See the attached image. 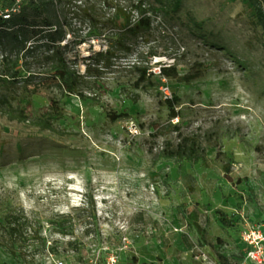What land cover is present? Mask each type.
Here are the masks:
<instances>
[{"label":"rangeland","instance_id":"1","mask_svg":"<svg viewBox=\"0 0 264 264\" xmlns=\"http://www.w3.org/2000/svg\"><path fill=\"white\" fill-rule=\"evenodd\" d=\"M121 1L143 4L155 30L92 73L86 98L0 89L29 117L0 112V264H241L244 233L264 231V30L242 0ZM103 2L84 0L100 19ZM77 11L65 10L73 32L63 44L85 74L108 43ZM52 107L55 131L32 124ZM179 134L200 138L206 167L158 159ZM10 214L31 222L15 246L1 224Z\"/></svg>","mask_w":264,"mask_h":264},{"label":"trees","instance_id":"2","mask_svg":"<svg viewBox=\"0 0 264 264\" xmlns=\"http://www.w3.org/2000/svg\"><path fill=\"white\" fill-rule=\"evenodd\" d=\"M4 1L0 0V6L7 9L2 4ZM73 1L76 4H73ZM242 2L251 13L253 25L264 30V0ZM20 6V12L9 20L0 18V89L20 86L35 94L45 88H55L65 96L76 95L86 98L84 93L91 85L89 79L92 73L112 68L118 59H128L133 54L134 45L138 42L146 44L147 37L155 30L154 18L141 3L129 7L122 4L121 0H104L103 8L106 14L102 19L96 12L86 9L84 0H23ZM71 6L77 8L79 17L85 13L96 35L105 36L108 43L106 51L93 56V64L87 66L85 74H81L68 58L67 49L70 43L63 44L69 31L73 32L71 25L65 22V10ZM148 53L151 57L158 56L151 48ZM168 58L175 60L173 56ZM132 69L138 71L141 76L154 75L149 66L134 64ZM174 103L179 104L176 97ZM0 112L10 121L18 123L29 121L27 109L21 106L14 107L1 93ZM110 117L116 121L119 116ZM177 117L175 113L173 118ZM60 118L62 113L52 107L32 124L45 131H55L53 123ZM158 159L189 161L207 166L201 140L195 135L179 134L175 142L166 140L158 153ZM229 174L230 167H227L226 175ZM87 204H90V200ZM219 215L221 223L229 226L230 222L226 220V215L223 212H219ZM1 224L6 240L15 246L25 241L31 222L25 215L10 214L4 217ZM196 229L203 237L206 236L199 225ZM219 259L223 264H231L224 256L220 255Z\"/></svg>","mask_w":264,"mask_h":264},{"label":"built area","instance_id":"3","mask_svg":"<svg viewBox=\"0 0 264 264\" xmlns=\"http://www.w3.org/2000/svg\"><path fill=\"white\" fill-rule=\"evenodd\" d=\"M261 2L262 0H255ZM23 0H17V5L11 9L0 6V18L9 20L20 12ZM244 241L249 246L246 256L241 264H264V231L251 229L244 233ZM220 264H223L222 262Z\"/></svg>","mask_w":264,"mask_h":264}]
</instances>
